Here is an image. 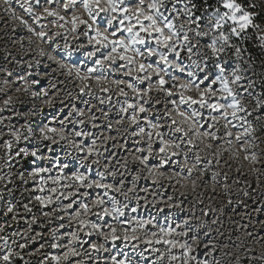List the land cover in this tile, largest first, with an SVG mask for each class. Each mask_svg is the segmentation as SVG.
I'll use <instances>...</instances> for the list:
<instances>
[{
  "label": "snow or ice",
  "instance_id": "6c2138e0",
  "mask_svg": "<svg viewBox=\"0 0 264 264\" xmlns=\"http://www.w3.org/2000/svg\"><path fill=\"white\" fill-rule=\"evenodd\" d=\"M5 2L19 5L31 24L11 8L6 11L60 56L58 68L71 77V87L62 84L68 103L61 101L47 122L32 119L36 109L15 111L11 96L0 106V264H220L215 254L221 249L206 220L160 225L155 217L127 215L129 205L115 194L124 201L136 198L141 177L133 175L127 187V176L112 163L115 137L101 129L124 136L128 125L135 126L131 135L146 147H136L140 155L133 154L132 161L148 167L157 160L148 168L154 183L167 174L159 169L170 164L179 169L173 178L203 175L213 158L219 164L223 151L232 150L233 140L246 160L257 162L264 143L258 135L264 132V28L257 23L264 20V0ZM62 34H71L74 42L82 36L86 43L61 45L57 38ZM39 52L45 56L43 48ZM77 53L83 59L72 63ZM11 59V70L0 64L3 83L20 81L23 92L37 99L58 90L50 83L33 90L42 82L34 78L39 59ZM73 81L79 84L73 87ZM114 96L120 98L115 103ZM48 104L54 107L55 101L48 99ZM221 139L227 149L207 151ZM116 163L128 170L127 159ZM220 175L212 172L214 180ZM149 232L143 241L147 247H140L141 234ZM93 235L103 243L86 239ZM202 238L208 243L200 259L193 253Z\"/></svg>",
  "mask_w": 264,
  "mask_h": 264
},
{
  "label": "rangeland",
  "instance_id": "374dc122",
  "mask_svg": "<svg viewBox=\"0 0 264 264\" xmlns=\"http://www.w3.org/2000/svg\"><path fill=\"white\" fill-rule=\"evenodd\" d=\"M11 8L15 11L17 16H23L28 19L29 24L32 21L23 12L19 5L12 3L9 5L5 0H0V57L6 59H0V64L10 70L15 67L12 57L15 56L17 60L32 61L39 59L41 66L39 74L34 78L40 79L42 82L36 86L34 91H41L43 88H47L50 81L59 80L65 81L71 80L68 77L65 80L66 70L59 69V72L54 71L58 68L56 62L49 61L47 56L38 55V51H28L26 55L23 54L24 49L31 47L36 48V44L39 43L41 48L45 52H53L51 48L44 42L37 39L32 33L23 27L18 20L14 19L13 16L7 9ZM40 11V9H37ZM256 11L261 12V8L257 7ZM264 15V14H262ZM47 22V21H45ZM257 23L261 24V28H264V20H258ZM35 27V25H34ZM37 30H39L37 28ZM31 38V39H30ZM29 41H32L30 44ZM57 42L63 45L65 42L69 43L72 47H76L78 43H86V40L81 36L77 42L73 41V36L70 34L64 37L57 38ZM20 49L21 51H17ZM54 53V52H53ZM56 55V53H54ZM60 60V56H57ZM83 57L77 53L72 57V63H76ZM23 75L24 73H20ZM48 74V75H46ZM110 78H117L112 76ZM6 79L5 74L0 73V87H3V80ZM13 80L15 77L12 78ZM95 86V82H91ZM79 84V81H73V87ZM23 83L17 81L12 84V87L8 88L5 93H0V103L3 102L7 96L15 95V104L13 108L17 112L28 113L32 109H36L35 115L32 117L37 122H47L46 118L50 119L52 115L59 112L60 107L67 104V100L57 98L55 100V106L49 107L43 104L45 99L53 96L55 90L50 92L48 98L41 96L39 99L32 97L30 93H16V88H21ZM57 88L61 90V95L64 92V85L57 84ZM69 90H72L71 88ZM126 91H129L126 89ZM131 95V93H130ZM87 99V97H85ZM120 99L117 96L113 97V103ZM95 104V101H93ZM79 107H84L82 103L77 102ZM107 110V109H105ZM5 116L10 115L9 112L4 113ZM99 115V113H97ZM118 117L113 115V125ZM15 118L13 123H15ZM23 121L21 120V123ZM223 121H221V124ZM128 130L124 136H118L115 132L108 133L101 129L104 135H112L115 137V143L118 145L116 148H111V151L116 153V158L112 160L115 167L127 176L126 185L128 188L132 187L130 181L133 175L139 174L141 179L137 182V193L136 198H132L130 201H124L123 197L119 194H115L118 198L129 205L126 213L129 217H141L149 218L155 217L160 225L168 223L180 224L185 219H203L206 220L212 230V240L218 245V248H224V245H228L225 252L232 251L233 255L228 257L227 260L224 258V254L217 251L215 258L222 262V264H235L236 256L240 257L239 264H264V260L260 259L262 249H264V143L259 145L258 160L257 162H251L244 158L245 153L240 149L239 144L233 140L232 150L223 151L219 157V164L215 162L213 158V164L210 166L203 175L199 172L193 174L191 179H177L173 178V172H178L179 169L175 165H166L165 168L159 169L160 171L166 172V176L160 178L157 182H153L148 174V168L157 165V160L151 161L148 167L139 164V162L132 161V155H140L135 152L136 147H146V143L141 141L139 144L136 143L139 137H133L131 134L137 131L134 125H128ZM124 132V129H120ZM235 131V130H233ZM223 137V131L219 133ZM258 135L264 139V132L258 133ZM210 142V141H206ZM109 142L106 147H111ZM213 149L207 151H214L216 148L227 149V145L223 143V139L219 142H212ZM123 145V147H119ZM201 148L203 144L199 145ZM104 151V148H101ZM235 153V155H234ZM107 155V153H105ZM203 156V153H202ZM116 159L123 163L125 159L128 161V170L121 168L116 163ZM181 163L183 158H179ZM104 161H101L103 164ZM191 163V161L189 162ZM221 173L215 180L212 178V172ZM183 175H186L183 174ZM227 176V179H225ZM195 180L196 184L193 187L192 181ZM111 182V180H109ZM225 185L228 186V191L225 190ZM244 192H248L249 195H243ZM229 200L232 201L229 204ZM139 205V206H138ZM171 205V207H169ZM138 207L137 212L132 213L131 208ZM162 210V211H161ZM34 213H36L34 209ZM208 213V215H204ZM215 221V223H213ZM247 225V227H245ZM15 230V226L9 229V233ZM36 231H42L39 226H35ZM152 230H156L153 227ZM208 229H204L207 231ZM251 233V235L244 236L243 234ZM150 237V232L147 236L141 234L140 247H147L143 241ZM237 237L241 239L237 240ZM92 242L103 243L102 237L93 235L91 238ZM66 243V241H65ZM208 240L202 238L201 246L198 251H195L193 255L200 259H203V245L207 244ZM38 246V245H37ZM111 247V245H105ZM122 247V246H121ZM156 247H161L156 245ZM56 252V249H52ZM112 253H101L100 258L104 259ZM154 258V254H153Z\"/></svg>",
  "mask_w": 264,
  "mask_h": 264
},
{
  "label": "clouds",
  "instance_id": "9594fccd",
  "mask_svg": "<svg viewBox=\"0 0 264 264\" xmlns=\"http://www.w3.org/2000/svg\"><path fill=\"white\" fill-rule=\"evenodd\" d=\"M40 48H41V45L39 43H37L35 49H32L31 47H29L28 49H24L23 50V54L26 55L28 51H38V55H40V52H39V49ZM17 51H21V50L18 49ZM44 55H46L48 57H54L55 60H56V63L57 64L59 63L58 58L55 57V54L53 52H45L44 51ZM27 62L28 61H24V63H27ZM54 71L59 72V68L55 69ZM46 75H48V74H46ZM65 80H67V74H65ZM29 83H30V81H29ZM50 84H65V81L54 80V81H50ZM3 85H4L3 87H0V91H7L8 88L12 87V83L11 82H9V83H3ZM66 87H71V85L70 84H66ZM20 89L21 90L20 91H16V93H22L23 92V86ZM71 95L74 97L76 95V93L73 91V92H71ZM11 97L13 98V100H15V98H16L15 95H12ZM57 98H61L62 100H68L69 99V96L67 94H65V92H63V94L61 95V90L58 89L55 93H53V96L52 97H49L48 99H51V100L55 101ZM48 99H45L43 101V104L44 105L49 106ZM0 106H3V102L0 103ZM261 226H264V225H261ZM245 227H247V225H245ZM250 234L251 233L245 232L243 235L244 236H248ZM239 239H241V238L240 237H237V240H239ZM226 248H228V245H224V248H221V252L224 254L225 260H227L228 257H230V256L233 255V252L232 251L225 252V249ZM85 259H87V258H85ZM260 259L261 260H264V249H262V251H261ZM239 262H240V257L239 256H236L235 264H239ZM93 264H95V262H93ZM220 264H222V262H220Z\"/></svg>",
  "mask_w": 264,
  "mask_h": 264
},
{
  "label": "trees",
  "instance_id": "16d2710c",
  "mask_svg": "<svg viewBox=\"0 0 264 264\" xmlns=\"http://www.w3.org/2000/svg\"><path fill=\"white\" fill-rule=\"evenodd\" d=\"M251 47H252V48H256V49L259 48L258 44L254 43V42L251 44ZM254 54H255V53H254Z\"/></svg>",
  "mask_w": 264,
  "mask_h": 264
}]
</instances>
